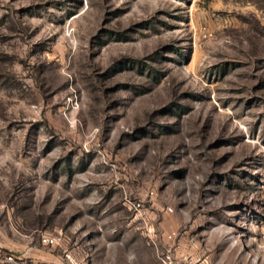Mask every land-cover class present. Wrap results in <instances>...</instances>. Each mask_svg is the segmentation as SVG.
Segmentation results:
<instances>
[{"label":"rangeland","instance_id":"obj_1","mask_svg":"<svg viewBox=\"0 0 264 264\" xmlns=\"http://www.w3.org/2000/svg\"><path fill=\"white\" fill-rule=\"evenodd\" d=\"M0 244L264 264V0H0Z\"/></svg>","mask_w":264,"mask_h":264},{"label":"built area","instance_id":"obj_2","mask_svg":"<svg viewBox=\"0 0 264 264\" xmlns=\"http://www.w3.org/2000/svg\"><path fill=\"white\" fill-rule=\"evenodd\" d=\"M41 240L44 244L58 243V237L52 233H43ZM0 264H82L72 251L65 250L57 260L28 261V255L18 253L0 244Z\"/></svg>","mask_w":264,"mask_h":264}]
</instances>
